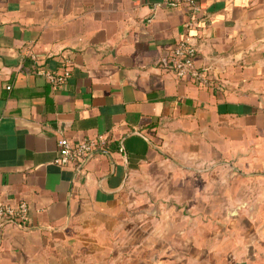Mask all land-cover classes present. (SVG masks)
I'll return each mask as SVG.
<instances>
[{
  "label": "crops",
  "instance_id": "1",
  "mask_svg": "<svg viewBox=\"0 0 264 264\" xmlns=\"http://www.w3.org/2000/svg\"><path fill=\"white\" fill-rule=\"evenodd\" d=\"M161 1L0 0V202L28 206L0 264H264V189L233 187L264 186V0ZM186 38L219 90L160 68ZM87 137L108 146L55 165Z\"/></svg>",
  "mask_w": 264,
  "mask_h": 264
},
{
  "label": "built area",
  "instance_id": "2",
  "mask_svg": "<svg viewBox=\"0 0 264 264\" xmlns=\"http://www.w3.org/2000/svg\"><path fill=\"white\" fill-rule=\"evenodd\" d=\"M198 0H162L156 7L177 9L187 7L197 13ZM196 49L188 38L181 40L176 47L160 62V68L166 74H173L176 78L190 80L194 84L207 90H219L216 79L210 75L208 69L199 70L195 67L194 56ZM73 65L69 58L63 59L58 69L39 70L38 75L43 77L53 89L63 88L72 76ZM108 146L105 137H87L79 142L60 139L57 142L59 157L54 161L59 167H82L95 153L103 151ZM11 222L24 225L28 222V206L21 202L16 206L0 202V223Z\"/></svg>",
  "mask_w": 264,
  "mask_h": 264
},
{
  "label": "rangeland",
  "instance_id": "3",
  "mask_svg": "<svg viewBox=\"0 0 264 264\" xmlns=\"http://www.w3.org/2000/svg\"><path fill=\"white\" fill-rule=\"evenodd\" d=\"M240 170H235V178L239 179L238 182L235 183V185L233 186L234 187V191L236 193H243L245 192L246 190H249L251 192H258L262 189H264V186L262 184H259V183H249L247 181H244L243 179H247V178H255V177H259L261 175H255V174H244L246 173L245 171L243 172V170H241L240 172H238ZM243 174H242V173ZM264 176V174H262Z\"/></svg>",
  "mask_w": 264,
  "mask_h": 264
}]
</instances>
